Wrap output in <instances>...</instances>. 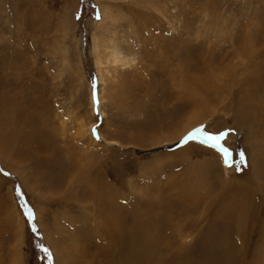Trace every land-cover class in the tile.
<instances>
[{
	"label": "rangeland",
	"instance_id": "rangeland-1",
	"mask_svg": "<svg viewBox=\"0 0 264 264\" xmlns=\"http://www.w3.org/2000/svg\"><path fill=\"white\" fill-rule=\"evenodd\" d=\"M109 1L0 0V264H264V0Z\"/></svg>",
	"mask_w": 264,
	"mask_h": 264
},
{
	"label": "bare ground",
	"instance_id": "bare-ground-1",
	"mask_svg": "<svg viewBox=\"0 0 264 264\" xmlns=\"http://www.w3.org/2000/svg\"><path fill=\"white\" fill-rule=\"evenodd\" d=\"M132 1H136V0H132ZM138 1H141V0H138ZM104 2H106L108 4L111 3V1H109V0H104ZM105 17H107V12H106V14H104V18ZM58 23L60 24V26H62V29H63V28H66L65 26H66L67 20H65L64 16L63 17H60L59 20H58ZM116 43L115 44L112 43L111 48L109 50V54L107 56V61H109L110 64H113L114 66L117 65V66H120V67H123V68H125V67H131L133 64H135V62H134L135 61L134 56H131V54L128 51H126L125 48L122 47V45L121 46L119 45L120 46L119 47L118 45H116ZM91 45H92V52H93V55H94V59H95L96 66L98 67V69H100V67H101V60H100L99 36H97L95 33H93V35H92ZM101 73L102 72L99 73V78H98V80H99L100 83H102V81H103V77H102V74ZM101 93H102V88L100 87V90H99V92L96 95V99H97L98 102L101 100ZM218 259L220 260V258H218ZM58 261H60V260H58ZM17 263H18V260L17 259L16 260L14 259V264H17ZM63 264H65V263L63 262Z\"/></svg>",
	"mask_w": 264,
	"mask_h": 264
},
{
	"label": "snow or ice",
	"instance_id": "snow-or-ice-1",
	"mask_svg": "<svg viewBox=\"0 0 264 264\" xmlns=\"http://www.w3.org/2000/svg\"><path fill=\"white\" fill-rule=\"evenodd\" d=\"M97 19H99V16H97ZM96 103H97L96 96H95V93H93V104H94V106H95ZM92 134L94 136H96L97 139H99V137L96 134L95 126H93ZM197 134H199L203 138L202 142L210 144L212 147L216 148L219 151V153L222 156L223 163L225 165H230L232 163L230 150L227 147H224L219 142L220 139L225 135V133H220L218 135H214V134L203 132L202 127H200V128L195 129L193 132L189 133L188 136L185 137V140L196 139L197 138ZM239 156H240L239 163L240 164H244V162H245L244 154L240 153ZM236 170L239 171L240 169L237 168ZM0 171H2V170H0ZM4 174L8 175V173H4ZM16 193H17V196H20V198L23 199L19 189L16 190ZM22 207L25 208L24 214L27 216L29 224L32 225L33 232H35L36 231V226H35V224L32 223V221L35 218L34 212L30 208H28L27 205H22ZM43 251L46 254H48L49 259H51V254L48 252V249L45 248V249H43Z\"/></svg>",
	"mask_w": 264,
	"mask_h": 264
}]
</instances>
